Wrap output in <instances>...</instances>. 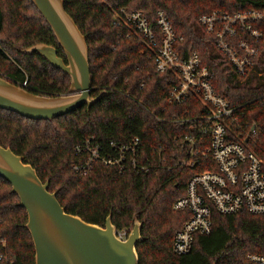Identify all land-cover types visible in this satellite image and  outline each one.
Wrapping results in <instances>:
<instances>
[{
	"label": "trees",
	"instance_id": "obj_1",
	"mask_svg": "<svg viewBox=\"0 0 264 264\" xmlns=\"http://www.w3.org/2000/svg\"><path fill=\"white\" fill-rule=\"evenodd\" d=\"M62 1L65 12L86 37L90 95H107L89 111L83 106L49 122L29 121L0 110V147L22 157L42 183L48 181V191L56 194L66 214L101 228L110 216L117 232L129 233L138 221L143 239L136 245L138 264H246L248 255L264 257V216L245 212L230 216L212 212L210 234L196 236L188 254L172 253L173 236L189 218L187 212L173 211L172 206L185 195L193 176L215 166L209 158H198L193 169L181 165L188 159L184 137L190 130L185 119L196 117L194 100L179 107L169 104L172 78L155 71L153 50L135 38H125L122 30L111 25L112 10L141 12L150 23L163 11L183 40L178 46L181 56H199L202 66L214 76L216 93L238 109L233 129L238 127L237 133L245 136L254 127L255 136L247 144L263 156L264 77L237 80L198 19L215 11L232 15L260 10L264 0ZM36 44L53 47L66 63L49 26L29 0H0V78L34 95H68L70 79L66 75L36 54L21 53ZM135 138L141 145L138 164L146 165L145 172L130 167L120 171L100 161L93 163L86 176L72 170L88 156L75 153V147L84 141L90 140L92 146L101 148V155L112 157L110 143L124 145ZM26 223L18 198L0 178V264H34Z\"/></svg>",
	"mask_w": 264,
	"mask_h": 264
},
{
	"label": "built area",
	"instance_id": "obj_2",
	"mask_svg": "<svg viewBox=\"0 0 264 264\" xmlns=\"http://www.w3.org/2000/svg\"><path fill=\"white\" fill-rule=\"evenodd\" d=\"M112 14L111 25L122 30L125 38H135L152 49L155 71L171 76L167 102L179 107L194 100L192 112L196 117L185 119L190 130L184 137L188 159L181 165L193 169L198 158H209L215 166L193 176L187 183L185 195L172 206L173 211L189 214L188 220L173 236L172 253L186 255L192 250L196 236L210 234L212 212L224 216L241 212L264 216V152L259 156L247 144L255 136L254 127L245 136L237 133L238 127L233 129L239 119L237 107L216 93L214 76L202 66L196 53L187 58L181 56L178 46L183 40L175 34L163 11L156 13L154 23L141 12L119 9L112 10ZM198 25L213 37L216 50L225 57L237 80L264 77V8L232 15L215 11L201 16ZM172 120L177 122L175 117ZM109 145L115 157L101 155V148L92 146L90 140L76 146V154L88 156L72 170L86 176L95 161L120 171L127 167L138 172L147 170L146 165L138 164L141 145L137 138L128 144L112 142ZM128 234L116 231L121 241ZM246 264H264V257L248 255Z\"/></svg>",
	"mask_w": 264,
	"mask_h": 264
},
{
	"label": "water",
	"instance_id": "obj_3",
	"mask_svg": "<svg viewBox=\"0 0 264 264\" xmlns=\"http://www.w3.org/2000/svg\"><path fill=\"white\" fill-rule=\"evenodd\" d=\"M49 26L66 63L57 51L44 44L21 50L36 54L70 79L68 95L43 97L0 78V110L29 121H52L83 106L87 111L106 93L90 95V65L86 37L64 10L62 0H29ZM0 178L11 186L19 206L27 215L25 229L34 247V264H138L136 245L143 239L141 224L135 221L124 241L116 236L110 216L104 227L66 214L55 193L48 191L35 170L9 148L0 147Z\"/></svg>",
	"mask_w": 264,
	"mask_h": 264
},
{
	"label": "rangeland",
	"instance_id": "obj_4",
	"mask_svg": "<svg viewBox=\"0 0 264 264\" xmlns=\"http://www.w3.org/2000/svg\"><path fill=\"white\" fill-rule=\"evenodd\" d=\"M130 233V232H129Z\"/></svg>",
	"mask_w": 264,
	"mask_h": 264
}]
</instances>
